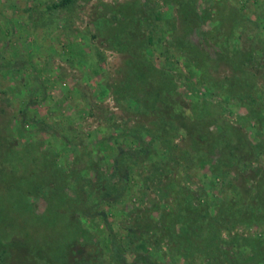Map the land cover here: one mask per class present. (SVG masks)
I'll return each instance as SVG.
<instances>
[{"label": "rangeland", "instance_id": "1", "mask_svg": "<svg viewBox=\"0 0 264 264\" xmlns=\"http://www.w3.org/2000/svg\"><path fill=\"white\" fill-rule=\"evenodd\" d=\"M60 1L0 0V264H264V0Z\"/></svg>", "mask_w": 264, "mask_h": 264}, {"label": "trees", "instance_id": "2", "mask_svg": "<svg viewBox=\"0 0 264 264\" xmlns=\"http://www.w3.org/2000/svg\"><path fill=\"white\" fill-rule=\"evenodd\" d=\"M70 0H61L60 2L61 3H66V2H69ZM59 2V4H61ZM54 6H58V3L57 4H55ZM117 160H119L118 161V163L120 164L121 162H122V157L121 158H118ZM107 190H109V189H107ZM107 194H109V191H107ZM4 257H3V255H0V261L3 259Z\"/></svg>", "mask_w": 264, "mask_h": 264}]
</instances>
